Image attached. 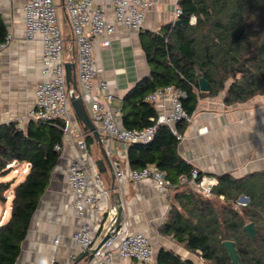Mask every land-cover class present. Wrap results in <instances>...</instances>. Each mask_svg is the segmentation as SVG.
<instances>
[{
	"label": "trees",
	"instance_id": "1",
	"mask_svg": "<svg viewBox=\"0 0 264 264\" xmlns=\"http://www.w3.org/2000/svg\"><path fill=\"white\" fill-rule=\"evenodd\" d=\"M177 7L179 24L141 34L150 71L122 99L124 128L151 124L155 111L145 98L165 86L186 92L182 104L189 113L198 98L217 96L223 90L225 105L244 102L264 91V0H177ZM5 36L0 18V40ZM198 73L209 84L207 92L198 90ZM227 79L231 82L225 89ZM63 136L60 120H30L25 131L13 122L0 124V174L9 171L6 165L11 162L29 165L24 180L13 189L9 218L0 224V264H15L30 217L60 156L54 146L61 145ZM85 141L87 146L93 141L90 133ZM178 142L168 127L159 126L151 142L130 145L128 154L131 169L156 165L171 185L181 188L161 231L207 264H231L222 243L226 240L234 243L240 264H264V172L240 179L218 176L212 188L215 198H207L190 188L193 167L177 154ZM182 176L186 181H180ZM10 184L0 183L1 203ZM241 195L248 202L235 208ZM219 197H223L222 203L217 202ZM248 223L257 230L254 240L243 230ZM156 264L193 263L160 249Z\"/></svg>",
	"mask_w": 264,
	"mask_h": 264
},
{
	"label": "crops",
	"instance_id": "2",
	"mask_svg": "<svg viewBox=\"0 0 264 264\" xmlns=\"http://www.w3.org/2000/svg\"><path fill=\"white\" fill-rule=\"evenodd\" d=\"M57 1L62 9V0ZM148 1L152 5L138 31L117 28L109 46L102 47L96 42L93 49L95 65L101 69L97 79L108 82L109 90L114 95L111 106L120 124L123 97L150 71L141 46V34L158 31L177 20L174 14L177 0ZM23 4L24 0H0V18L6 34L13 37L9 46L0 51V124L13 122L17 129L25 131L30 121L26 116L33 107L34 90L40 80L41 44L37 39L25 38ZM104 6L111 20L112 8L108 3H104ZM223 97L224 94L219 93L217 96L198 98L192 111V122L178 125L182 139L177 144V154L211 179L213 187L217 184L218 176L228 174L240 179L264 172V91L231 105H225ZM84 107L90 116L89 104L86 108L84 102ZM69 116L72 125L70 133L63 136L60 156L30 217L15 264H84L90 254L84 256L87 251L78 248L73 236L81 226L86 225L96 241L100 242L113 223L114 207L118 202L116 194L122 207L121 226L127 232H140L146 236L153 250V264H156L160 249L173 251L195 264V253L161 231L171 208L177 205L176 194L181 188L169 185L158 190L152 179H126L118 186L115 172L131 169L128 162L130 145L116 141L110 143L99 129L111 168H107L105 162L103 166H97L102 155L91 134L93 141L87 146L88 157L82 167L88 176L90 191L94 189V177L98 175L102 188L108 192L101 203L105 212L97 213L90 209L82 218L73 215L71 205L74 196L66 177L68 161L77 153L72 135L76 130L86 135L89 132L77 120L71 106ZM24 166V163H15L16 168ZM7 174L13 175V172L0 176ZM14 175L22 176L20 182L24 180L23 174ZM14 180L0 181L11 183L4 193L5 202H0L2 206L8 204L7 210L3 208L0 216L1 219L5 214L2 223L9 218L13 189L20 183ZM113 264L138 263L115 256Z\"/></svg>",
	"mask_w": 264,
	"mask_h": 264
},
{
	"label": "built area",
	"instance_id": "3",
	"mask_svg": "<svg viewBox=\"0 0 264 264\" xmlns=\"http://www.w3.org/2000/svg\"><path fill=\"white\" fill-rule=\"evenodd\" d=\"M104 3L112 8V19L107 17ZM148 0H62L70 35L72 52L66 53L65 39L62 36L56 17V6L53 0H24L22 12L24 18V35L27 40H39L41 44L40 80L34 90V104L26 118L35 122H62L64 134L70 133L71 119L69 116L70 91L65 78V62H74V74L80 88L79 94L83 102L90 108V119L97 129L106 135L111 142L125 144H148L152 141L157 127L166 126L178 140L182 134L178 130L181 123H191L192 113L187 112L182 99L187 94L180 88L165 86L149 93L145 100L150 103L155 115L149 120L150 125L140 129H127L115 118L111 102L114 95L109 90L108 82L97 79L101 72L94 61V45L99 42L102 47L110 45L112 35L117 28L138 31L151 7ZM181 11L175 8V18ZM11 34L0 40V51L12 42ZM74 49V50H73ZM75 51V53H74ZM68 54L70 59H65ZM77 153L69 159L66 167L67 183L73 193L72 212L75 217L82 218L86 210L104 213L101 205L108 192L102 188L98 175L94 177V189H88V176L82 167L87 159L86 134L76 130L74 133ZM54 150L60 151V145ZM16 163V162H15ZM11 162L6 165L13 174H27L29 165L15 167ZM197 168L190 172L189 184L194 191L209 197L212 194L213 181L199 174ZM115 178L118 186L126 180L132 181L152 179L158 188L163 190L171 185L164 172L156 165H148L140 169H129L126 172L117 170ZM186 181L185 177L180 178ZM119 188V187H118ZM5 214L0 219V224ZM107 229L106 233L108 232ZM78 248L85 251L94 250L84 264H113L114 257L135 261L138 264H153V250L146 236L140 232H127L120 226L116 228L104 243L97 248V242L88 226L83 225L73 236Z\"/></svg>",
	"mask_w": 264,
	"mask_h": 264
},
{
	"label": "water",
	"instance_id": "4",
	"mask_svg": "<svg viewBox=\"0 0 264 264\" xmlns=\"http://www.w3.org/2000/svg\"><path fill=\"white\" fill-rule=\"evenodd\" d=\"M176 24H179V21H175ZM65 78L67 83V89L70 91V97H69V103L71 108L74 111V114L77 118V120L87 129V131L93 136L94 140L97 142L101 155L102 160L97 161V166H103L104 162L107 165V168H111L109 159L106 155V151L102 144L101 135L99 134V130L95 126V124L90 119V116L88 115L85 107L83 99L81 98L80 94L78 93V86L74 74V62H65ZM198 90L200 92H207L209 90V84L208 82L201 76L200 73H198ZM115 197L117 198V204L114 207L115 214L113 218V223L110 226L108 232L105 234L103 239L98 244L97 248L100 247L104 241L110 236L112 231H114L116 228L121 226V219H122V207L119 200V195L116 194ZM240 201L247 203L248 198L244 195L240 196ZM243 230L246 232L248 237L251 240H254L256 235V228L252 223H248L243 227ZM223 246L226 249L231 264H240L239 263V256L237 254L236 248L234 247V243L232 241H223ZM94 250H90L85 252L84 256L87 254H92Z\"/></svg>",
	"mask_w": 264,
	"mask_h": 264
},
{
	"label": "rangeland",
	"instance_id": "5",
	"mask_svg": "<svg viewBox=\"0 0 264 264\" xmlns=\"http://www.w3.org/2000/svg\"><path fill=\"white\" fill-rule=\"evenodd\" d=\"M53 1L55 3V6H56V17H57V21H58V24L60 26V30L62 32V36H63V38L66 41V43H65L66 53H71L72 52L71 50L73 48V46H72V38H71V35H70V29H69V25H68V22H67L65 13L58 6V1L57 0H53ZM194 22H195V18H191V23H194ZM69 57L70 56L68 54L65 55V59H70ZM230 82H231V80L230 79H227V81L225 82V89L228 87V85L230 84ZM224 92L225 91L223 90V91L220 92V94H224ZM85 106H86V108H88L87 107L86 100H85ZM9 171H7V173H9ZM21 177H22L21 175L7 174V176H3V177L0 176V181H8L11 178H15L14 181L16 183H18V182H20L22 180ZM211 198H215V197H211ZM239 198L234 203V207L235 208H239L240 206L246 204V203L240 201ZM213 200H215V199H213ZM216 200H217L218 203H222L224 199H223V197H219V198H216ZM3 208H5L7 210L8 204H5L4 206L0 205V216H1V213H2ZM193 257H194L193 259L195 261V264H207V262H205L204 260H202L201 257L197 253H195Z\"/></svg>",
	"mask_w": 264,
	"mask_h": 264
}]
</instances>
